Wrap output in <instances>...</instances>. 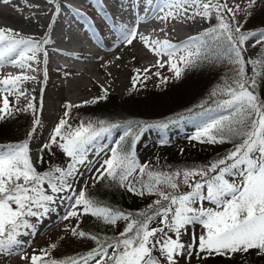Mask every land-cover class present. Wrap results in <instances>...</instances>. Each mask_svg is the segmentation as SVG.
<instances>
[{
	"label": "snow or ice",
	"instance_id": "obj_1",
	"mask_svg": "<svg viewBox=\"0 0 264 264\" xmlns=\"http://www.w3.org/2000/svg\"><path fill=\"white\" fill-rule=\"evenodd\" d=\"M47 2L53 11L43 34L24 35L0 27V68L19 69L0 75V122L21 114L31 117L24 139L0 143V254L18 251L25 264L264 261V21L246 27L257 12L264 13V0H242L243 6L237 0H89L101 24L73 8L71 0ZM66 9L80 18L78 25L99 47L107 39L113 47L138 41L157 57L155 64L133 70V89L150 73L163 84L180 79L185 69L200 64L219 67L223 74L198 106L200 111L194 113L198 121L192 139L207 145L228 143L232 148L203 166L154 169L139 162L137 143L148 130H165L175 121L82 120L73 125L72 109L81 105L66 102L62 117L34 155L31 145L42 123V100L29 96L23 85L37 79L33 74L42 73L47 80L49 46L54 44L51 31ZM151 19L179 20L201 28L173 42L167 34L160 38L140 32L141 24ZM249 48L257 50L254 57L247 55ZM166 67L172 77L162 75L160 70ZM101 89L102 96L82 104L107 99L108 90L103 85ZM121 128L122 134L96 167L89 154L95 152L99 157L104 146L98 142ZM160 142L168 143L163 137ZM82 168L92 172L96 182L109 180L151 202L143 208L113 207L89 193L86 186L77 189ZM61 205L68 209L62 219L76 221L64 231L80 240L86 251L63 260L53 256L56 242L31 254L24 251L27 241L21 237L34 234L36 224ZM89 216L111 232L83 229L82 218Z\"/></svg>",
	"mask_w": 264,
	"mask_h": 264
},
{
	"label": "rangeland",
	"instance_id": "obj_2",
	"mask_svg": "<svg viewBox=\"0 0 264 264\" xmlns=\"http://www.w3.org/2000/svg\"><path fill=\"white\" fill-rule=\"evenodd\" d=\"M2 2L3 0H0L1 3L0 24L9 23L8 20L6 19L8 14H13V15L16 14V17H19V15L20 17L23 16L26 17L27 16L26 14L28 12L37 11L36 9L39 8H44V9L48 8L50 12L53 11L52 5L48 4L47 0H20V1L10 0V3H4V2L2 3ZM237 2H240L243 6L242 0H237ZM4 4L7 7H4L5 6ZM71 4L73 7L76 8L80 6L79 9L82 11L86 10L85 12L90 17L92 16V18L96 20V23L100 22V20L97 18L96 11L93 9L92 4L89 2V0H73V1L71 0ZM9 8L10 11H8ZM26 8L28 12L25 11ZM14 11H16V13ZM22 11L23 13H21ZM48 18L47 19L44 18L45 20L43 22H45L46 20L48 21L49 20ZM67 19L74 20L77 25V26L75 25L74 27V32H73L74 34L71 35L72 38L69 39L68 42L62 40L64 44H62V41H58L57 42L58 44L55 43L54 41V44L49 46V53L57 54L56 49H60V48L61 49L67 47L68 48L71 47V49L78 48L77 50L79 54H75L74 55L75 57H70L66 60V61L71 60L70 66L74 67V69H71L73 71L68 69L53 70L50 63H48L47 65L48 77L46 80V85L42 73L34 74L37 76V79L35 81H29L23 85L24 90L28 92L29 96L35 95L38 101H41L40 95L43 94L42 123L38 129L37 138L31 145L34 155L38 148L39 143L48 137L52 126L58 121L60 117H62V113H63L62 109H63L64 101L70 102L74 105H83L82 101L92 100L94 97H99L100 93L102 92L101 85H103V87L106 88L104 86V81H106L107 78L109 77L112 78L113 81L111 82L112 86L106 88L108 90V94H113L120 100L124 98H130V97H126L130 90L135 92L140 90L143 86L149 88H155L158 87V85L160 84V78L150 73L149 78L144 79L142 83L138 82L135 89H133L132 87V76L134 75L133 70L136 68H140V69L147 68L150 65L155 64L157 57L151 54L149 51H147V49L144 48L143 44L138 41L134 42L133 45L127 47L125 46L113 47L111 39H108L105 41L104 47H99L97 44L94 43L93 39L88 38L90 33L86 35L85 34L86 30L84 31L80 29L81 27L78 26L77 22L82 23V21L79 20L80 18L76 17L74 13H70L67 9L65 10V12H62L59 17L56 18V22L51 31V35L53 36L52 38H54V34H55V32L53 31L57 30L56 27L60 28L59 27L60 24H62V22L64 23V21H66ZM149 21L141 24L139 29L140 32L145 31L144 33H152L154 35L157 34V36L160 35V37L162 38H164L165 34H167L168 38L171 40H172L170 33L171 28L177 35L186 34V36H189V33L187 32L191 31V27L201 28V25L199 24L193 25L190 23H183L179 20L176 22H167V23L162 22L158 19L157 20L151 19ZM23 25L24 23H22L20 27L18 26V29L21 30V33L25 35L27 32H23L26 31L23 29L25 28V25L24 26ZM153 26H155V28ZM257 26L260 25L257 24L249 28L251 29ZM161 28L165 29V31L160 32ZM39 30H41L42 33L39 32L38 35L36 36L43 34L47 30V28L45 26H40ZM172 41L175 42L174 40ZM89 47L91 48L90 50H88ZM250 50L251 48L248 49V51ZM106 52L107 54H105ZM84 53H90L89 54L90 56L84 55ZM77 57L79 58L77 59ZM117 57H120V59H116ZM133 57L135 59H133ZM102 64H105L106 67H102L101 66ZM106 68L108 72L111 73V75L109 76L106 75L105 73ZM156 70L157 69H153L152 71L155 72ZM18 71L19 69L6 65L5 67L0 68V75L9 72L16 73ZM160 71L162 72L163 76L172 77V73L167 70V67ZM65 72L69 73V75H65ZM177 81L178 80L174 78L168 80L169 83H175ZM73 82L81 83L82 89L75 90L70 88L71 83ZM12 99L13 98L10 97V100ZM24 103H26V101L22 98L20 101L21 106H23ZM197 121H198V117H195L192 120H186L179 123L170 124L169 127L165 130H160V129L148 130L147 132L144 133L140 141L137 143V147L140 148L138 153V160L142 162V160H144V158H146L151 153V151L158 148H163L169 143L180 144L187 140H193L192 137L195 135L197 131ZM70 123H72L73 125L78 124L75 121ZM29 124L30 123L28 122V125ZM28 125L27 128H25L26 130L28 129ZM122 132H123L122 128L119 130H113L111 135L106 136V138H102L98 142V144L104 146V152L101 153L99 157L95 154V152L89 154L90 160L96 167H99V162H102V160L106 158V156L108 155V149L114 146V141L118 138L120 134H122ZM24 137L25 134L17 138L19 140H22L24 139ZM162 137L165 138L168 141V143L162 144L160 142ZM11 141H17V140L0 137V143H8ZM146 141L148 144L145 147L143 146L144 145L143 142ZM95 151L98 152L99 148H97ZM81 171L83 175L77 178L75 185L77 189H79L82 186H86V188H88L89 186L97 183L91 178L92 172L87 171L85 168H82ZM182 190H186V189H182ZM125 193L127 194L126 191ZM205 206L208 205L205 204ZM67 210H68L67 207L64 205L57 207L56 210L52 211L49 215L43 217L36 224V229L34 230V234L26 237H21V239L27 241V243L24 245V251L31 254L34 249L38 251L41 248H46L52 242H56L58 245H72L73 243L78 241L76 238H73L70 235V233L64 231L66 225H75L76 223L75 219H71V220L62 219L63 213L66 212ZM96 224H100V223L95 218L89 216L82 218V224L80 226L83 228L88 225L90 226L91 229H93V226ZM184 239L187 240L188 236L186 235ZM0 264H25V261L22 260L21 255L18 251L13 252L11 254L5 252L3 254H0ZM181 264H184V261H181ZM261 264H264V261H261Z\"/></svg>",
	"mask_w": 264,
	"mask_h": 264
},
{
	"label": "trees",
	"instance_id": "obj_3",
	"mask_svg": "<svg viewBox=\"0 0 264 264\" xmlns=\"http://www.w3.org/2000/svg\"><path fill=\"white\" fill-rule=\"evenodd\" d=\"M262 21H264V13L257 12L255 18L250 19L246 27L261 25ZM256 54L257 50L254 49L247 52L249 57H254ZM249 71L251 70L249 69ZM222 74L219 67L210 68L207 64H200L196 68L185 69L181 78L175 83H160L155 88L143 86L135 92L129 89L126 97L130 98L121 100L113 94H108L107 99L73 108L70 122L106 120L123 124L128 120H143L148 123L168 120L179 123L192 120L196 117L194 113L200 111L198 106L207 98ZM103 94L101 92L100 96ZM40 98L43 99V94L40 95ZM66 102L64 101V104ZM62 110L64 112V107ZM28 122H31V117L25 114L0 122V137L19 140L17 137L26 133L25 128H27ZM143 143L145 147L148 144L147 141ZM231 148L232 145L228 143L207 145L187 140L180 144L169 143L163 148L155 149L142 162H139L147 163L154 169L165 170L199 167L214 161ZM139 150L140 148L136 147L137 157ZM45 158L50 159L47 156ZM110 185L109 180L100 181L89 186L87 191L96 194L97 199L105 200L113 207L143 208L151 202V198H138L131 193L126 194L123 188ZM83 229L93 232H111V229H106L102 224L94 225L93 229L87 225ZM84 251H86L84 244L78 240L72 245H58L57 249L53 251V256L63 260L83 254ZM208 264H222V262L209 261ZM253 264H261V261L256 259Z\"/></svg>",
	"mask_w": 264,
	"mask_h": 264
},
{
	"label": "bare ground",
	"instance_id": "obj_4",
	"mask_svg": "<svg viewBox=\"0 0 264 264\" xmlns=\"http://www.w3.org/2000/svg\"><path fill=\"white\" fill-rule=\"evenodd\" d=\"M11 1H13V0H11ZM16 1H18V0H16ZM20 1V0H19ZM73 1V0H72ZM3 3V2H2ZM10 3V2H9ZM12 3V2H11ZM17 3V2H16ZM39 3V2H38ZM1 4V3H0ZM13 4H14V2H13ZM20 4H21V2H20ZM49 4V3H48ZM5 5V4H4ZM41 5V4H40ZM76 5V4H75ZM74 5V6H75ZM18 6V5H17ZM21 6V5H20ZM38 6V5H37ZM4 7H7L6 5L4 6ZM39 7V6H38ZM80 7V6H79ZM79 7H78V9H79ZM2 8V7H1ZM47 8V7H46ZM84 8V7H83ZM12 9V8H11ZM51 9V8H50ZM24 10V9H23ZM30 10V9H29ZM37 11H34V9H33V11L34 12H28V10H27V8H26V10L25 11H27L28 13L25 15L26 17H20V15H19V17H16V14L15 15H13V14H8V16H7V20H8V22L9 23H4V24H0V27H10V28H14V29H16L17 31H19V32H21V30H19L18 29V26L20 27V25L22 24V23H24V25H25V28H23L24 30H26V31H23V32H27L26 34L27 35H38V33L39 32H41L42 33V31L41 30H39V28H40V26H47L49 23H50V19H51V12L49 11V9L47 8V9H44V8H39V9H36ZM8 11H10V8H9V10ZM17 11V10H16ZM16 11H14L15 13H16ZM21 11V10H20ZM19 11V12H20ZM24 11V12H25ZM84 11V10H83ZM86 11V10H85ZM84 11V12H85ZM65 12V11H64ZM9 13V12H8ZM21 13H23V11L21 12ZM66 14V13H65ZM63 15V14H62ZM67 15V14H66ZM17 16H18V14H17ZM46 16H48V17H46ZM64 16V15H63ZM44 18H48L49 20L47 21H45V22H43L45 19ZM74 18V17H73ZM72 18V19H73ZM62 19H63V17H62ZM72 19H67L66 21H64V23L62 22V24H60V28H57L56 27V29L57 30H55V31H53V32H55V34H54V38H52L54 41H55V43H57L58 41H67L68 42V36H71V35H73L74 33V27H75V25H76V22L74 21V20H72ZM58 20V19H57ZM80 20V19H79ZM157 20V19H156ZM155 21V20H154ZM150 22V21H149ZM78 23V22H77ZM81 23V22H80ZM149 24V23H148ZM155 24V23H154ZM23 25V26H24ZM77 26V25H76ZM79 26V25H78ZM80 27V26H79ZM154 28H155V26H153ZM45 29V28H44ZM81 29V28H80ZM148 29V28H147ZM198 30H200V28H194V27H191V31L190 32H187V33H189V35H194L193 33H195V32H197ZM85 31V30H84ZM154 31V30H153ZM76 32V31H75ZM79 32V31H78ZM82 32V31H81ZM145 32V31H144ZM143 31H142V33H144ZM149 32H151V31H149ZM170 33H171V37H172V40H174L175 42H179V41H183V40H185L188 36H186V34H181V35H177L174 31H173V29L171 28L170 29ZM25 34V35H26ZM53 34V33H52ZM80 34V33H79ZM144 34H146V35H150V36H152V37H160V35L159 36H157V34H152V33H144ZM82 35V34H81ZM80 36V35H79ZM53 37V36H52ZM73 37H75V36H73ZM71 38H72V36H71ZM77 38V37H76ZM87 38V37H86ZM160 38H162V37H160ZM108 40V39H107ZM63 41H62V44H64L63 43ZM88 41V40H87ZM70 42V41H69ZM71 43V42H70ZM58 44V43H57ZM53 45V44H52ZM68 46V45H67ZM110 46V45H109ZM55 47V46H54ZM57 47V46H56ZM59 47V46H58ZM60 47H61V45H60ZM63 47H64V45H63ZM70 47V46H69ZM68 48V47H67ZM67 48H62L63 50H66V51H68L67 50ZM71 48V47H70ZM85 48V47H84ZM145 48V47H144ZM61 49V48H60ZM78 49V48H77ZM76 48H74V49H72L73 51H77L78 52V50H77ZM95 49V48H94ZM110 50V49H109ZM72 51V52H73ZM70 52V51H69ZM83 52V51H82ZM86 52V51H85ZM88 52V51H87ZM111 52V51H110ZM79 54V53H78ZM88 54H90V53H88ZM105 54H107V52L105 53ZM147 54V53H146ZM149 54V53H148ZM151 55V54H150ZM94 56V55H93ZM106 56V55H105ZM96 57V56H95ZM86 59V58H85ZM82 66H84V65H82ZM11 67V66H10ZM10 69V68H9ZM73 69H74V67H73ZM115 69V68H114ZM12 70V69H11ZM110 70V69H109ZM119 70V69H118ZM13 71V70H12ZM83 71H84V69H83ZM87 71V70H86ZM112 72H114V71H112ZM105 73H106V75L107 76H109V72H108V70H107V68L105 69ZM90 74V73H89ZM34 75V74H33ZM91 75V74H90ZM80 76V75H79ZM116 76V75H115ZM91 77V76H90ZM113 81V79L112 78H107V80L106 81H104V86L106 87V88H109L110 86H112V82ZM82 84L81 83H78V82H73V83H71V86H70V88H72V89H82V86H81ZM85 88V87H84Z\"/></svg>",
	"mask_w": 264,
	"mask_h": 264
}]
</instances>
